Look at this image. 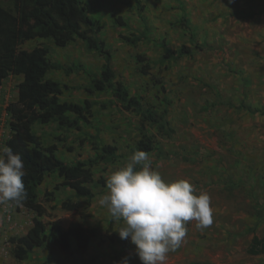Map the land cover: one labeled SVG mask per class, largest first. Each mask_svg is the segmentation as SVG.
Instances as JSON below:
<instances>
[{"label":"rangeland","instance_id":"1","mask_svg":"<svg viewBox=\"0 0 264 264\" xmlns=\"http://www.w3.org/2000/svg\"><path fill=\"white\" fill-rule=\"evenodd\" d=\"M84 1L90 5V15L103 24L100 37L111 51L116 79L131 94L155 106L167 98V118L175 128L174 137L161 136L155 128H149V132L166 150L177 148L196 159L190 163L174 158L154 160L150 156L151 166L165 182L183 178L210 196L212 225L197 229L195 221L188 222L186 237L175 252L168 254L166 264H264V254L251 255L246 251L256 227L249 213L255 193L252 191L256 188L258 196L264 197V114H248L227 105L210 106L211 102H218L219 96L222 100L230 98L233 104L243 100L248 105L264 106V0H141L147 35L153 41L143 40L136 45L123 38L143 30L132 0ZM181 3L195 28L197 41L222 45L226 49L224 61L207 51L184 57L169 68L152 64L160 54L155 40L164 39L170 48L194 43L180 25ZM115 16L123 17L127 25L115 23ZM52 41L38 38L22 46L42 44L48 48L51 60L63 68H77L68 74L63 69L48 73V78L74 87L65 90L61 99H112L108 93L88 95L82 88H75L86 84L90 73L99 72L103 56L88 50L80 39L62 47ZM230 65L233 71L227 70ZM18 79L9 76L0 83V145L7 138L6 107L16 99ZM92 111L91 123L83 124L81 130L59 129L55 123L34 125L33 130L44 145L54 143L57 155L65 161L93 154L92 135L99 133V140L116 144L121 153L115 163L105 165L107 169L103 170V164L94 168L96 177H106L128 162L129 146L139 138V118L116 105L104 109L96 106ZM60 181L57 173H49L38 186V196L45 206V213L39 218L47 223V229L55 220L64 228L73 221L95 227L98 233L86 255L98 257L90 264H120L125 258L129 264H142L136 252L124 251L115 240L122 220L114 221V240L106 230L111 216L98 201L108 189L94 188L95 196L90 201L75 199L78 207L69 211L61 206L71 195L69 189L55 191L51 201L45 199V193ZM229 184L232 191L224 189ZM34 216L35 212L21 205H0V264H57L43 248L34 249L21 260L13 255L9 238L24 234ZM256 229L264 234V221ZM66 264L80 263L70 260Z\"/></svg>","mask_w":264,"mask_h":264},{"label":"trees","instance_id":"2","mask_svg":"<svg viewBox=\"0 0 264 264\" xmlns=\"http://www.w3.org/2000/svg\"><path fill=\"white\" fill-rule=\"evenodd\" d=\"M138 16L143 23V30L123 36L129 44L136 45L143 40H152L147 35L148 27L142 15L143 2L132 0ZM182 15L180 25L185 33L194 42L192 45L181 44L175 48L166 45V41L155 40L160 48V54L152 61L153 65L169 68L184 57H192L199 52L210 51L225 60L226 49L222 45L198 42L197 33L188 19L183 4H180ZM90 5L84 0H0V83L9 76L18 77L16 85V99L6 107L8 120L7 138L3 145L12 148L13 152L20 153L25 165L26 175L23 182L27 191V198L19 205L35 212L32 224L24 234L11 236L13 255L21 260L28 257L36 248L45 249L52 255L57 264H66L74 260L80 264L92 263L98 255L88 257L87 249L98 233L97 228L87 227L77 221L70 222L66 228L55 220L47 223L39 218L45 213V206L38 196V186L49 173H57L61 178L51 190L45 193V199H54L55 191L69 189L71 195L61 202L63 209L72 211L78 207L75 199L91 200L95 196L94 188L107 189L108 176H95L96 165L115 163L120 157L119 147L116 144L105 143L99 140V133L94 138L90 149L93 154H84L72 161H65L57 155L54 143L44 145L39 134L35 133L34 125L55 123L59 129L81 130L82 125L90 124L93 109H100L116 105L122 110L138 116L137 129L139 138L129 146L127 158L136 150L146 151L155 159H176L193 163L196 161L181 150H166L162 143L149 132L155 128L157 134L173 138L175 128L171 125L168 116V102L159 106L144 100L141 96L131 94L123 82L116 79V73L111 64V51L105 40L100 37L103 24L91 15ZM114 21L120 25H127L121 16H115ZM52 39L57 46H66L72 41L82 40L88 50H94L103 56V63L98 73H90L86 84L75 86L82 88L86 94L108 93L112 99L96 101L84 98L81 102L61 99L65 90L74 88L67 83L47 77L51 70H64L66 74L77 68H63L62 64L51 60L48 48L42 44L25 48V42L36 39ZM153 41V40H152ZM205 42V41H204ZM144 61L145 58H141ZM149 64H146L148 67ZM227 70L233 71L231 65ZM145 71V70H143ZM218 102H211L210 106L227 105L242 110L248 114H264V106H253L238 101L233 104L230 100L220 98ZM57 140L63 138L57 137ZM68 149H71L70 147ZM233 190L230 184L227 188ZM252 200L249 204L250 214L255 226L264 221V197L258 196L256 188L252 191ZM15 205V204H14ZM16 205V206H19ZM84 217V216H83ZM114 220L108 218L106 230L111 239L115 236L112 231ZM256 227L252 230L251 239L246 251L251 255L264 254V234L257 233ZM124 251H135L130 239L120 237L115 239Z\"/></svg>","mask_w":264,"mask_h":264},{"label":"clouds","instance_id":"3","mask_svg":"<svg viewBox=\"0 0 264 264\" xmlns=\"http://www.w3.org/2000/svg\"><path fill=\"white\" fill-rule=\"evenodd\" d=\"M151 165L149 154L136 150L108 176V191L98 203L114 221H123L116 232L121 239L130 238L142 264H166L168 254L186 237L187 223L195 221L197 229L208 228L213 210L207 192L197 191L183 178L165 182ZM25 175L21 154L0 145V205H19L27 198ZM120 264H129L128 258Z\"/></svg>","mask_w":264,"mask_h":264}]
</instances>
